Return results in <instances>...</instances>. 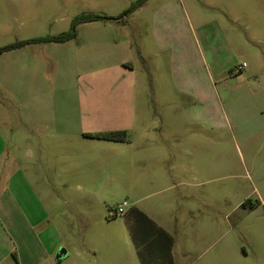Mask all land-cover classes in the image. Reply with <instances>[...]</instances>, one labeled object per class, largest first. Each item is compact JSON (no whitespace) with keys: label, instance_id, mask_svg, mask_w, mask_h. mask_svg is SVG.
Masks as SVG:
<instances>
[{"label":"rangeland","instance_id":"obj_1","mask_svg":"<svg viewBox=\"0 0 264 264\" xmlns=\"http://www.w3.org/2000/svg\"><path fill=\"white\" fill-rule=\"evenodd\" d=\"M137 1L0 0V49L83 14L123 18L0 54V208L24 217L0 264H144L138 249L162 264L158 231L113 215L137 199L174 235L176 264H264V0ZM131 104L128 142L84 139L88 120L128 122ZM161 148L183 184L133 163Z\"/></svg>","mask_w":264,"mask_h":264},{"label":"crops","instance_id":"obj_2","mask_svg":"<svg viewBox=\"0 0 264 264\" xmlns=\"http://www.w3.org/2000/svg\"><path fill=\"white\" fill-rule=\"evenodd\" d=\"M1 57V55H0ZM129 71L133 70V69H127ZM7 70L6 71H2V78L5 77L7 74ZM4 102H6L5 99H1L0 98V103L2 107V105H4ZM135 105L131 104V117L128 120V122L122 123V122H115V126H111V122L107 121L105 118L99 119H90L88 127H86L84 129V139L86 140H91V141H106V140H100V139H95L90 137V134H98V133H103V132H109V131H131L132 134H135L134 131V122L136 121L135 119ZM103 109V108H102ZM46 130H49L48 128H46ZM47 135V134H46ZM50 136V135H49ZM51 136L53 137L54 135L51 134ZM39 136L37 135V138ZM29 138L26 137H21L20 141L21 142H25L28 141ZM39 154L44 155V151H45V145L42 143V138L39 137ZM109 142V141H108ZM132 142V141H131ZM115 143V142H114ZM119 143V142H117ZM26 148L31 149L30 144H26L25 145ZM5 148L6 146L4 145L3 141L0 139V157H2L4 155L5 152ZM29 153H27L30 156H34L33 151H28ZM173 157V156H172ZM133 158H135V160L133 161L134 164H146L147 160L152 161L153 165H157L159 167V170L154 172V175L149 178L150 181L153 182H159V183H164L165 181L170 183V182H175L176 180L178 181L177 185H181L184 183V173L177 174L176 172H178V169L180 168V165H178V161H170L171 156H170V152L169 150L165 149V148H161V149H150L149 151L145 152V153H136V155L133 156ZM146 159V160H145ZM71 167L74 168V165L71 163L70 164ZM180 173V172H178ZM24 184H26V182H23ZM175 186V185H174ZM173 188V187H170ZM169 190L168 188L163 190L166 191ZM17 198L20 199L21 197L19 195H17ZM170 199V198H169ZM172 199V198H171ZM141 199H137V203H135L131 210L130 213L126 214V211L123 215H125L124 217H127V222H128V227L129 230H135L136 228L140 227V231L143 232L146 229H151L154 232V229H156V231H158L159 237L156 238L157 240V255L155 256L156 258L161 257V261L162 264H165V262H168L165 256V252L163 249V246L168 245L170 243L169 239H172L173 241V247H172V258H173V263L176 264L175 261V238L174 235L171 233L170 229L168 227H164L159 225L150 215L149 211L140 207L138 202ZM126 202V201H124ZM123 202V203H124ZM127 203V202H126ZM174 204V203H173ZM121 205V204H120ZM127 207H128V203H127ZM126 207V208H127ZM1 214L0 217H2L4 219V221H6L5 224L2 225V228H0V243H4L7 244L6 249L4 250L2 247L0 248V258L3 259H8L10 256V252H12V248H9L10 245H8V241L10 239L9 237V231L14 234L15 237H18L21 235L22 232V227L20 226L21 224H23L24 222V217L22 215H20L19 213H13L10 214V212L8 210H5L3 208H0ZM114 216H118V215H114ZM13 222L14 225H9L7 222ZM136 227V228H135ZM143 229V231H142ZM146 233V232H144ZM151 236H153V233H151ZM168 240V241H166ZM12 250V251H11ZM154 258V255H152L151 259L148 258L150 261H152ZM14 264V263H12ZM17 264H20V259L18 256V262ZM28 264H34V263H28ZM260 264L261 261H260Z\"/></svg>","mask_w":264,"mask_h":264},{"label":"trees","instance_id":"obj_3","mask_svg":"<svg viewBox=\"0 0 264 264\" xmlns=\"http://www.w3.org/2000/svg\"><path fill=\"white\" fill-rule=\"evenodd\" d=\"M147 1L148 0H138L133 6V10H136V9L142 7L143 5H145V3ZM121 19L123 20V18H108V17L99 16L96 14H83L75 20V22L72 26V29L69 32L63 33V34L58 35L56 37L40 38L38 40L19 42V43L7 46L3 49H0V54H2L3 52H9V51H13L16 49L23 48V47L30 45L32 43H38V42L64 43V42H67V41L73 39L77 35L76 24L78 22L86 23V22H94V21H98V20L121 21ZM89 136L92 138H95V139L113 141V142H119V143H126L129 141V136L127 134V131H125V130L109 131V132H103V133H98V134H90ZM132 231L134 233V230H132ZM135 234L136 233H134V235ZM168 239H169L170 243L168 245L163 246L165 256H166V259L168 261V262H165V264H174L173 258H172L173 241L170 238H168ZM166 241H168V240H166ZM138 252H139V255H140L142 262H144V264H150L149 260H147V257L145 258L146 260L144 259L141 249H138ZM145 261H147V263H145Z\"/></svg>","mask_w":264,"mask_h":264},{"label":"built area","instance_id":"obj_4","mask_svg":"<svg viewBox=\"0 0 264 264\" xmlns=\"http://www.w3.org/2000/svg\"><path fill=\"white\" fill-rule=\"evenodd\" d=\"M246 67V64L239 68V71L243 70ZM127 207V203L124 202L116 210H113V215H123L125 213V208Z\"/></svg>","mask_w":264,"mask_h":264},{"label":"water","instance_id":"obj_5","mask_svg":"<svg viewBox=\"0 0 264 264\" xmlns=\"http://www.w3.org/2000/svg\"><path fill=\"white\" fill-rule=\"evenodd\" d=\"M65 256H66V253L62 250V251L59 252V254H58V256H57V259H58V260H61V259H63V257H65Z\"/></svg>","mask_w":264,"mask_h":264}]
</instances>
